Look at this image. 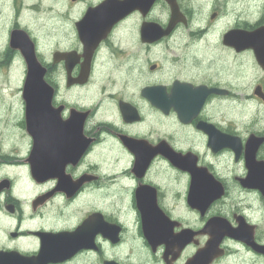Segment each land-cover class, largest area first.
<instances>
[{"label": "flooded vegetation", "instance_id": "obj_1", "mask_svg": "<svg viewBox=\"0 0 264 264\" xmlns=\"http://www.w3.org/2000/svg\"><path fill=\"white\" fill-rule=\"evenodd\" d=\"M128 2L0 0V264H264V11Z\"/></svg>", "mask_w": 264, "mask_h": 264}, {"label": "water", "instance_id": "obj_2", "mask_svg": "<svg viewBox=\"0 0 264 264\" xmlns=\"http://www.w3.org/2000/svg\"><path fill=\"white\" fill-rule=\"evenodd\" d=\"M156 0H129L128 4L130 7V9H134V8H141L143 9L144 13H147L151 7L153 6L154 2ZM168 3L171 6V11H172V18L171 21L168 25V27L164 30V31H160L158 34L159 35H164L166 33H168L174 26L176 23H178L180 21V8L178 3L176 2V0H167ZM126 2V1H124ZM123 1H118L115 5V7L112 5V7L110 9H105L104 5H102L99 8H93L91 9V12H95V11H99V12H107V13H112V14H116L115 12L118 10H123ZM116 18H110L108 19V21H114ZM145 28H151V29H157V30H162V26L159 25L158 23H146L145 24ZM240 34H241V38L244 41V46L246 47H252L255 49L257 57L259 59V61L261 63H264V25L257 27L256 29H253L252 31H246V30H242L240 29ZM233 34V32L231 33ZM25 57L27 58V60L32 59L33 60V67H34V72H37L38 68H39V63L35 57V53L32 50L31 52H26L23 51ZM209 233L211 235V239L208 243V253L212 254L213 252H217V246L220 242V232H219V227H212L209 226ZM228 232L226 233H230L231 235H235L232 232H230L229 230H227Z\"/></svg>", "mask_w": 264, "mask_h": 264}, {"label": "rangeland", "instance_id": "obj_3", "mask_svg": "<svg viewBox=\"0 0 264 264\" xmlns=\"http://www.w3.org/2000/svg\"><path fill=\"white\" fill-rule=\"evenodd\" d=\"M187 2L188 7H192L195 13L200 15V18L209 19L211 15V10L215 3L220 4L218 7L222 8L224 11L231 13L232 15L228 20H232L233 16L236 14L242 17H252V21L255 22L261 16L264 11V0H184ZM198 15V16H199ZM15 77V76H12ZM13 87V93L16 86V80H13L10 84ZM2 88L6 95H10V88L6 84L1 83L0 80V95L2 97ZM2 101L0 100V104Z\"/></svg>", "mask_w": 264, "mask_h": 264}]
</instances>
